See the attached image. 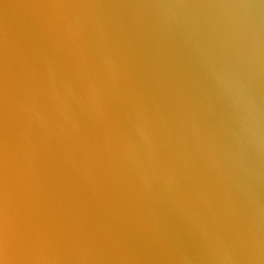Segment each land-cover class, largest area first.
I'll return each mask as SVG.
<instances>
[{
  "label": "water",
  "instance_id": "95a60500",
  "mask_svg": "<svg viewBox=\"0 0 264 264\" xmlns=\"http://www.w3.org/2000/svg\"><path fill=\"white\" fill-rule=\"evenodd\" d=\"M0 264H264V0H0Z\"/></svg>",
  "mask_w": 264,
  "mask_h": 264
}]
</instances>
